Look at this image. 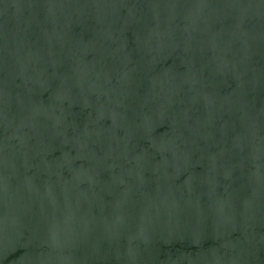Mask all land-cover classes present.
<instances>
[{"label": "water", "instance_id": "95a60500", "mask_svg": "<svg viewBox=\"0 0 264 264\" xmlns=\"http://www.w3.org/2000/svg\"><path fill=\"white\" fill-rule=\"evenodd\" d=\"M0 264H264V0H0Z\"/></svg>", "mask_w": 264, "mask_h": 264}]
</instances>
